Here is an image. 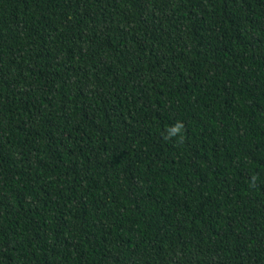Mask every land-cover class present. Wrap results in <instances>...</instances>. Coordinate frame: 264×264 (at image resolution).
<instances>
[{
  "label": "trees",
  "instance_id": "1",
  "mask_svg": "<svg viewBox=\"0 0 264 264\" xmlns=\"http://www.w3.org/2000/svg\"><path fill=\"white\" fill-rule=\"evenodd\" d=\"M0 264H264V0H0Z\"/></svg>",
  "mask_w": 264,
  "mask_h": 264
},
{
  "label": "clouds",
  "instance_id": "2",
  "mask_svg": "<svg viewBox=\"0 0 264 264\" xmlns=\"http://www.w3.org/2000/svg\"><path fill=\"white\" fill-rule=\"evenodd\" d=\"M173 128L176 130H179V129L183 128V124L181 122H177V124L174 125Z\"/></svg>",
  "mask_w": 264,
  "mask_h": 264
}]
</instances>
